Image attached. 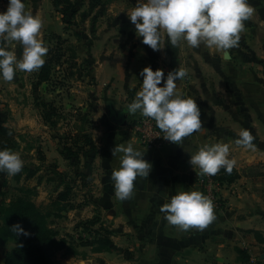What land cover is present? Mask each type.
Wrapping results in <instances>:
<instances>
[{
  "label": "crops",
  "instance_id": "obj_1",
  "mask_svg": "<svg viewBox=\"0 0 264 264\" xmlns=\"http://www.w3.org/2000/svg\"><path fill=\"white\" fill-rule=\"evenodd\" d=\"M249 2L255 12L245 21L239 46L230 50L227 59L205 45L193 48L184 42L183 47H172L166 34L165 48L154 51L142 43L128 17L136 6L133 0L106 4L120 9L115 10L121 24L120 43L117 47V35L107 29L103 39L109 45L98 49L95 44L85 57L102 79L96 84L100 92L95 89L87 98L94 107L89 133L97 150L90 154L85 173L92 178L95 201L113 222L112 230L120 239L127 237L130 244L118 248L114 244L119 252H104V264H264V0ZM130 35L135 36L133 45L127 39ZM149 65L153 70L163 69L165 75L178 67L187 70L180 81L181 91L199 104L203 127L181 145L144 147L133 128L144 117L126 111L142 87L141 70ZM82 98L78 106L85 105L86 98ZM243 129L254 136L255 149L235 144ZM128 142L145 152L152 170L148 177L137 178L131 199L120 201L114 196L111 174L119 168L122 154L114 156L112 149ZM216 142L229 143L230 158L237 160L234 168L239 173L234 183L220 190L223 203L215 207L217 219L203 231H181L168 225L161 205L178 191H201L197 168L189 163L191 153ZM240 250L248 257H241Z\"/></svg>",
  "mask_w": 264,
  "mask_h": 264
},
{
  "label": "rangeland",
  "instance_id": "obj_2",
  "mask_svg": "<svg viewBox=\"0 0 264 264\" xmlns=\"http://www.w3.org/2000/svg\"><path fill=\"white\" fill-rule=\"evenodd\" d=\"M110 1L118 0H25L26 10L43 20L41 39L49 48L46 61L52 60L51 73L42 82L38 78L40 70L18 71L14 83L0 79V123L6 122L17 133L20 146L14 151L25 162L22 172L15 176L0 173V227L4 209L20 198L34 202L46 215L57 237L69 242L65 250L57 253L61 264H80L82 260L97 264L102 260L104 264V252L118 253L115 245L118 248L117 245L130 244L127 237L120 239L121 235L115 231L111 235L104 232L107 227L112 230L113 222L104 216L95 201L92 182L85 188L78 182L79 186L69 195V202L54 203L65 187L64 180L78 181L77 174L85 172L89 163L68 149H75L78 131L85 134L92 128L94 107L87 98L95 89L100 92L96 84L102 83L100 73L92 69L85 57L89 49L94 51L95 44L98 49L109 45L103 39L107 29L117 35L114 36L117 47L120 43L121 24L117 23L119 13L116 12L120 9L108 8L106 4ZM133 1L136 5L137 0ZM7 6L8 0H1L0 12L6 11ZM130 31L126 30L127 34ZM52 35H60L65 40L59 63L55 58L53 61V52L50 54L57 45ZM127 39L133 45L135 36ZM74 52L76 61L71 57ZM17 53L19 58L22 47H17ZM73 63L82 67V75ZM82 96L86 98L85 105L78 106L84 101ZM79 114L89 115V122L83 124L85 118L76 122ZM103 236L112 240L111 250L94 252L96 244H91L92 241ZM15 246L14 240L0 244V264H4L6 254Z\"/></svg>",
  "mask_w": 264,
  "mask_h": 264
},
{
  "label": "clouds",
  "instance_id": "obj_3",
  "mask_svg": "<svg viewBox=\"0 0 264 264\" xmlns=\"http://www.w3.org/2000/svg\"><path fill=\"white\" fill-rule=\"evenodd\" d=\"M255 12L249 0H137L128 13L142 43L154 51L172 47H183L184 42L193 48L205 45L215 48L224 59L230 50L239 46L245 21ZM43 20L26 10L25 0H8L7 10L0 12V79L12 82L18 71H39L46 63L49 48L41 39ZM22 47L18 58L17 47ZM187 75L183 67L175 68L166 75L163 69L149 65L144 67L142 87L135 98L127 104L129 114L140 113L151 118L163 131L164 138L178 145L203 127L199 104L191 96H184L180 81ZM11 134V133H9ZM254 136L248 129L239 132L235 144L246 149H255ZM119 155L120 166L113 169L114 196L120 201L131 199L135 194L138 177H148L152 164L144 158L145 152L134 147L116 144L112 149ZM19 152L9 148L0 149V173L15 176L24 168ZM190 165L199 169L198 176H214L223 168L231 174L237 165L230 158L229 143L204 144L191 153ZM168 225L181 231L208 228L217 219L213 199L199 190L178 191L160 207ZM17 234L30 236L20 223L11 227ZM81 264H87L81 261Z\"/></svg>",
  "mask_w": 264,
  "mask_h": 264
},
{
  "label": "trees",
  "instance_id": "obj_4",
  "mask_svg": "<svg viewBox=\"0 0 264 264\" xmlns=\"http://www.w3.org/2000/svg\"><path fill=\"white\" fill-rule=\"evenodd\" d=\"M1 1V0H0ZM56 39V49H51L50 54L53 52V61L56 60L59 63V59L63 55V45L65 40L60 35H52ZM72 59L78 60L76 53H72ZM55 58V60H54ZM52 60H47L41 67L38 78L39 82H42L43 78H47L51 73ZM77 67L80 75L83 74L82 67L73 63ZM72 66V65H71ZM46 80V79H44ZM89 115L79 114V119L75 118V121H81L83 118V124L89 122ZM80 128V127H79ZM84 128V125L82 126ZM11 133V134H9ZM18 135L13 128L7 125L6 122L0 123V149L9 148L12 150L17 149L20 143L17 139ZM74 147L69 148L70 153H76L78 156L82 155L85 159H89L92 152L97 150L96 144L92 140L90 133L77 132L75 135ZM89 167V163L86 164ZM78 181L74 180L66 182L63 191H61L55 198L57 204L62 202H69V195L72 193L77 183L79 182L81 187L85 188L92 182V178L85 172L77 174ZM76 177V178H77ZM221 188L231 185L239 178V173L234 168L231 174H228L223 168L220 172L213 176ZM79 186V185H77ZM91 190L89 191L90 195ZM92 198V196H91ZM3 224L0 227V244L5 245L9 240H14L16 246L9 251L5 256L4 264H61L57 259V253L65 250L68 247V240L66 238L57 237L55 231L51 228L46 215L41 209L32 201L20 198L10 205L2 212ZM17 223H20L27 231L31 233L30 236L23 234L17 235L11 227ZM104 232L108 235L114 233L110 228L104 229ZM112 240L108 236H103L100 239H95L91 244H96L94 252L100 253L103 251H110L112 247ZM87 245H90L87 244ZM241 257L247 258V254L244 250L239 251Z\"/></svg>",
  "mask_w": 264,
  "mask_h": 264
},
{
  "label": "built area",
  "instance_id": "obj_5",
  "mask_svg": "<svg viewBox=\"0 0 264 264\" xmlns=\"http://www.w3.org/2000/svg\"><path fill=\"white\" fill-rule=\"evenodd\" d=\"M133 126L141 144L148 149L164 148L173 143L163 137V131L157 127L156 122L151 118L144 117L139 119L135 121ZM198 172L199 169L197 168ZM198 184L201 191L205 195L210 196L214 201L215 207L219 208L222 205L221 187L213 176H198Z\"/></svg>",
  "mask_w": 264,
  "mask_h": 264
},
{
  "label": "water",
  "instance_id": "obj_6",
  "mask_svg": "<svg viewBox=\"0 0 264 264\" xmlns=\"http://www.w3.org/2000/svg\"><path fill=\"white\" fill-rule=\"evenodd\" d=\"M114 119H115L116 121L118 120L119 122H122V119H121V118H115V117H114Z\"/></svg>",
  "mask_w": 264,
  "mask_h": 264
}]
</instances>
